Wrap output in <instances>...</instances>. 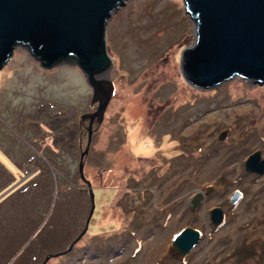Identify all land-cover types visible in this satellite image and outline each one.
Wrapping results in <instances>:
<instances>
[{"label":"rangeland","instance_id":"374dc122","mask_svg":"<svg viewBox=\"0 0 264 264\" xmlns=\"http://www.w3.org/2000/svg\"><path fill=\"white\" fill-rule=\"evenodd\" d=\"M194 41L182 0H125L106 21L113 93L101 122H92L82 168L94 207L86 232L60 255L90 207L77 139L81 151L87 121L78 125L79 116L96 106L77 67L44 70L14 49L0 70V195L10 189L0 197V264L46 256L42 264H264V173L243 168L254 153L264 159V84L233 76L210 88L189 85L180 58ZM48 105L64 113L69 151L52 152L49 138L21 144L37 136L22 122H40ZM215 207L223 214L217 226ZM184 227L201 238L170 260L171 238Z\"/></svg>","mask_w":264,"mask_h":264},{"label":"water","instance_id":"95a60500","mask_svg":"<svg viewBox=\"0 0 264 264\" xmlns=\"http://www.w3.org/2000/svg\"><path fill=\"white\" fill-rule=\"evenodd\" d=\"M124 2L0 0V70L17 46L23 47L42 68L68 61L66 63L80 69L91 89L90 104L96 106L94 111L79 116L80 121L87 120V126L86 145L79 153L77 173L86 185L90 207L82 230L66 250L55 255L71 250L86 232L93 211L92 188L82 172L83 158L88 151L92 122H101L113 93L105 24ZM182 3L195 30L193 46L184 49L180 58V70L186 83L210 88L235 76L252 84H264V0H182ZM243 168L261 175L264 159L259 160L258 153H254L244 161ZM238 197L235 193L232 200ZM210 220L214 226L221 223L220 208L210 211ZM200 238L197 229L184 227L173 234L170 246L178 258L184 257ZM48 258L46 256L42 263Z\"/></svg>","mask_w":264,"mask_h":264},{"label":"flooded vegetation","instance_id":"af4514ba","mask_svg":"<svg viewBox=\"0 0 264 264\" xmlns=\"http://www.w3.org/2000/svg\"><path fill=\"white\" fill-rule=\"evenodd\" d=\"M66 62H68V61H60L59 63H56L53 66L47 67V68H42L41 66L40 67L42 69H44V70H47V69H51V68H53V67H55V66H57L59 64L66 63ZM67 64H69V63H67ZM75 67H77V66H75ZM79 71H80V69H79ZM40 113L41 114L46 113L45 114L46 118H43L40 122H38L37 120H35V121L32 120L33 123L31 122L30 125H27V121H29V120L22 122L23 126L22 125L21 126H22L24 131H26V130L29 131V132L30 131H35V132H37V136L36 137L33 136V139H31V140L30 139L27 140V138L25 136H22V143L21 144H23V146H25V148H28V147L29 148H34V144L35 143H37V142L42 143L43 142V138H49V145H47V148H50V150L52 152L58 151L60 147H64V148H66V150L69 151V145L65 144L63 135H61L62 128L65 127V124H64L65 116H61L60 114H64V113L61 112L59 107H54L53 105H48V109L44 110V111H40ZM54 115H59V116L54 117ZM50 117H51V119H49ZM84 121H87V120L81 121L78 125H82V123ZM48 122L51 123V124L54 123V127L51 128V129L54 130V128H56V130H55L56 132L51 131V133H50L48 130H46L45 126L47 127ZM81 127H83V126H81ZM81 136H82V134H81ZM59 140H61V141L59 142ZM80 143H81V138L79 137L77 139V148L79 150V153L81 152L80 151ZM27 157H30V156H26V159H27ZM26 159H25V161H26ZM22 165H23V168L26 169V171L24 173V174H26L27 170H28V166L26 165L25 162ZM34 169H36L35 166H34ZM31 178H32V174L30 175V177H26L25 180H30Z\"/></svg>","mask_w":264,"mask_h":264},{"label":"bare ground","instance_id":"6f19581e","mask_svg":"<svg viewBox=\"0 0 264 264\" xmlns=\"http://www.w3.org/2000/svg\"><path fill=\"white\" fill-rule=\"evenodd\" d=\"M177 258H178L177 254H172V255L169 254V259L170 260L176 261Z\"/></svg>","mask_w":264,"mask_h":264}]
</instances>
